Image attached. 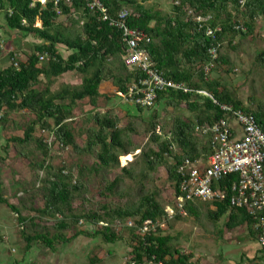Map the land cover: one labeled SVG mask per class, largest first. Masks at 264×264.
Wrapping results in <instances>:
<instances>
[{"label": "trees", "instance_id": "obj_1", "mask_svg": "<svg viewBox=\"0 0 264 264\" xmlns=\"http://www.w3.org/2000/svg\"><path fill=\"white\" fill-rule=\"evenodd\" d=\"M101 1L108 10L107 20L82 0H0V10L12 29L41 40L26 60H18L12 53V63L0 66V126L8 131L11 114H24L25 120L16 122L23 135L9 136L8 141L33 169L32 179L18 184V191L23 193L19 200L23 206L30 203L33 214L24 216L20 206L3 196L0 184V202L17 213L21 240L28 249L36 243L56 251L60 244L79 236L98 237L102 243L124 241L128 245L123 264H189L193 263L194 252H183L168 233L175 221L194 218L198 223L206 216L217 224L225 218L224 229L247 231L248 237L260 239L264 230L255 228L250 212L231 206L236 174L224 177L221 184L225 194L217 201L186 200L183 212L177 203L182 194L180 165L187 157L206 160L213 152L212 143L197 134V124L227 118L228 112L221 105L228 104L253 114L264 131V101L251 96L245 104L236 91L211 74L235 72L231 51L240 46L234 43L235 37L242 36L239 43L259 38L257 22L264 19V0H174L170 12L148 8L143 0ZM124 9L129 11L126 24L150 37L140 47L151 54L157 68L190 88L187 92L159 93L157 106L183 107L192 114L175 116L170 135L164 139L158 109L145 117V108L136 105L137 112L127 113L126 121L120 114L97 110L102 99L127 97L130 85L140 76L126 65L123 30L113 24ZM76 14H81L83 20L79 28L73 25ZM61 16L69 22H61ZM199 16L204 20L199 21ZM209 28L213 35L208 34ZM212 47L218 49L216 59L211 57ZM62 48L69 53L67 56ZM41 55L47 58L41 60ZM255 64L264 68V49L257 54ZM67 72L80 73L82 81L53 90L56 79ZM41 84L44 86L40 89ZM107 85L110 94L104 92ZM85 99L95 109L84 113L83 119L78 117L79 123L76 110ZM38 127L52 134L51 144L36 137ZM79 128L86 135L85 143L78 140ZM133 134H145L148 146L138 151L130 137ZM53 143L69 153L71 162L58 167L47 162L53 157ZM24 145L35 146L43 158L33 159L20 149ZM161 167L167 172L168 188L163 192L155 184H146ZM113 168L121 173L107 180L106 172ZM126 181L136 184L137 197L123 193L128 199L122 201L117 191ZM167 189L173 193L172 198L163 196ZM169 205L176 211L171 220L166 212ZM49 219L53 220L52 226L48 225ZM148 219L154 223L167 221L166 227L140 231ZM130 220L133 226L128 225ZM223 232L221 229L216 235L222 237ZM101 259L94 254L90 264L100 263Z\"/></svg>", "mask_w": 264, "mask_h": 264}, {"label": "rangeland", "instance_id": "obj_2", "mask_svg": "<svg viewBox=\"0 0 264 264\" xmlns=\"http://www.w3.org/2000/svg\"><path fill=\"white\" fill-rule=\"evenodd\" d=\"M173 1L174 0H143L142 2L144 6L148 8L162 9L164 12H170L172 9ZM74 19L75 22L73 23V25L78 28L81 27L83 23V20H81V14H76ZM59 20L61 22H69L65 16H61ZM77 20H81V24L76 25ZM257 30L260 35L259 38L250 43L245 41L239 43L242 40V36L238 35L235 37L234 43L240 44V46L237 50L231 51V57L233 60H235L236 66L234 73H217L216 71H213L211 73L212 76L219 77L228 88L236 91L241 99L245 102V104L248 103L251 96L256 97L258 100L264 101V68H260L255 64V58L257 54L262 49H264V19H260L257 22ZM30 42L31 41L26 42L25 51L27 53L33 51L32 47H30ZM65 54L67 55V52H65ZM82 78L83 76L78 72H67L56 79L54 85L52 86V89L56 90L65 84H79L82 81ZM108 85L107 88L104 89V92L106 94H110L111 92L110 89H108ZM43 86L44 85L41 84L38 88L41 89L43 88ZM94 109L95 108L89 104L88 99H85L80 103L79 107L76 110L77 119H79L78 117L83 119L84 113L91 112ZM155 109H158L160 113V124L163 126V129H161L160 133L162 134L163 139L166 136L170 135V130L172 129L175 116H192L191 112H189L186 108L165 107V105H158L156 107L146 109L145 112L142 113V115L148 117L149 114H151ZM97 110L103 112L109 110L111 113L120 114L123 116V119H125V121L128 119L127 113L137 112L136 106L132 104L131 101L126 97L114 99L112 101L102 99L100 100L99 106H97ZM24 120L25 117L22 112L11 114V119L7 123L8 133L11 136H22L23 130H21L20 127H16V122L19 123ZM82 122H84V120ZM79 123H81L80 119ZM81 130L82 128H79L77 131L78 140L82 143H85L86 135H84V133L81 134ZM4 131V127L0 126V137L4 134ZM35 135L36 137L44 138L49 144L52 143V134L48 131H43L38 127ZM130 137L138 147V151L140 149H145L148 146L147 136L145 134H133ZM51 146V154L53 155V157H51L50 159L47 158L48 163H51L58 167L64 162H71L69 153L62 151L59 148V144L53 143ZM11 148L12 152L16 150L12 144ZM20 149L24 152H29L30 156L35 160H40V158H43L41 151L36 149L35 146L33 147L31 145H24L21 146ZM15 154L16 157L14 161L20 162L25 169V178L22 177L21 180L23 181L32 179L33 169L28 166L27 162L23 159L22 156L18 155V151H15ZM43 173V171L40 172L41 175H43ZM120 173V169L113 168L110 173L109 171L106 172L105 177L108 180L110 179V177L119 175ZM146 184L148 187L155 184L163 192V190L168 188L166 169L164 167L159 168L158 171L153 174V177L150 178V180L146 181ZM117 192L122 201H126L128 199L123 195V193L129 192L130 196L137 197L136 184L130 181L122 183L118 187ZM163 196L166 198H172L173 193L169 189H167V191L164 192ZM15 205L21 207L24 216H27L30 213H34V211L31 209V204L27 203L25 206H23L19 198L16 199ZM49 222L50 223H48V225L52 226L53 224L51 223L53 222V220L49 219ZM224 223L225 218H222L219 222H217V224H213L212 221H210L206 216H204V219L202 221H199L198 223L194 218H189L188 220L175 221L172 225V228L168 230V233H170L174 237V243L179 245L183 252L191 251L194 252L195 255L211 257L213 254V250L210 247H215L218 243L216 239L220 238L216 234L221 229L224 232L228 231L224 229ZM120 225L123 224L120 223ZM85 227L92 228L90 225H85ZM236 235L241 236V238L244 240L253 239L251 237H248L247 231L237 230ZM76 239L70 243L60 244L63 246H58V249L56 251L49 250L40 245L41 251L38 258L33 257L32 261H28L26 258L25 263L19 262L18 264H32L31 262H33V264H90V258L94 254L102 258L100 263L97 262L96 264H123L126 258L124 259L123 254L118 252L117 248L122 246L124 249H126V257L129 252V247L124 241H118L109 244L101 242L97 245L92 246L91 248L84 249L85 246L83 245L78 247V244L79 242H81V240L78 239V242ZM18 240L19 243L17 244L11 242L12 245H10V249L11 247L18 249L23 245L24 242L20 238ZM217 247L221 249L222 244H218ZM21 253L24 254V250H21Z\"/></svg>", "mask_w": 264, "mask_h": 264}, {"label": "built area", "instance_id": "obj_3", "mask_svg": "<svg viewBox=\"0 0 264 264\" xmlns=\"http://www.w3.org/2000/svg\"><path fill=\"white\" fill-rule=\"evenodd\" d=\"M82 1L86 2L90 9L100 12L104 20L109 18L107 7L101 0ZM128 14L129 11L124 9L119 19L113 22L123 30L127 45V53L124 56L126 65L131 70L140 72V76L130 85L126 98L135 105L150 109L157 106L158 96L162 91H190L186 84L166 77L164 72L157 68L151 54L140 47V43L149 41L150 37L144 31L132 29L126 24ZM198 20L203 21L204 18L199 16ZM208 34L213 35V29L209 28ZM210 54L212 59H216L219 56L217 47H212ZM45 58L47 55L40 56L41 60ZM14 64L19 65L17 61ZM212 66L213 61L206 67V73L210 72ZM197 92L212 97L205 90ZM221 108L228 112L227 118H221L212 124H197L195 127L200 137L212 143L213 152L206 160L203 158L193 160L187 157L180 165L179 172L182 174L180 191L183 195L178 197V207L183 212L186 200L221 199L225 194L222 180L230 174H236V181L231 186L233 192L231 206L246 208L255 219V228L264 230V131L253 114L228 104H222ZM2 115L0 112V119ZM166 212L168 219L171 220L176 213L175 207L167 206ZM166 223L167 221L154 223L148 219L139 229L142 232L147 231L148 227L156 230L158 226L165 228ZM134 224L132 220L128 222L129 226ZM260 240L264 246V235Z\"/></svg>", "mask_w": 264, "mask_h": 264}, {"label": "crops", "instance_id": "obj_4", "mask_svg": "<svg viewBox=\"0 0 264 264\" xmlns=\"http://www.w3.org/2000/svg\"><path fill=\"white\" fill-rule=\"evenodd\" d=\"M27 41H31L32 50H34V46L41 43V40L36 36L21 34L12 29L8 25L4 11L0 10V66L5 68L12 63L13 52L18 60H26L32 52L27 53L25 51ZM64 51L67 52L62 48L61 52L67 56L69 53L67 52L66 55ZM3 133L0 137V184L4 190L2 191L3 196L9 202L16 204V199L22 196V192L18 191V187H20L18 184L22 177L25 178V169L20 162L14 161L17 150L12 152L11 143L9 144L8 141V137L11 135L8 131ZM18 155L20 154L18 153ZM17 216L6 203L0 202V264L25 263L26 258L28 261H32L33 257H39L41 246L36 243L29 249L25 243L18 249L13 247L10 249L11 242L17 244L19 243L18 239H21L19 234L21 224ZM236 232L237 230L223 232V236L216 239L218 241L216 246L210 247L213 250L211 257L195 255L194 253L193 264H264V246L261 244V240H244L241 236L236 235ZM76 240L79 242L78 247L83 245L85 246L84 249L101 243L98 237L79 236ZM220 243L222 244L221 249L217 247ZM59 246L62 247L63 245ZM21 250H24L25 253L22 254ZM117 251L123 254L124 259L126 258V249L121 246L117 248ZM31 263L33 264V262Z\"/></svg>", "mask_w": 264, "mask_h": 264}]
</instances>
